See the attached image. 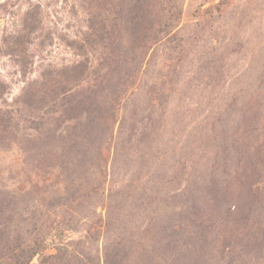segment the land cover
Wrapping results in <instances>:
<instances>
[{
  "label": "rangeland",
  "instance_id": "obj_1",
  "mask_svg": "<svg viewBox=\"0 0 264 264\" xmlns=\"http://www.w3.org/2000/svg\"><path fill=\"white\" fill-rule=\"evenodd\" d=\"M130 1L0 0V264H264V0Z\"/></svg>",
  "mask_w": 264,
  "mask_h": 264
},
{
  "label": "trees",
  "instance_id": "obj_2",
  "mask_svg": "<svg viewBox=\"0 0 264 264\" xmlns=\"http://www.w3.org/2000/svg\"><path fill=\"white\" fill-rule=\"evenodd\" d=\"M130 2L132 3L131 12L133 14V23H134L133 24L134 40L139 41L140 43H144L149 39V37H150L149 33L153 31L152 20L150 19L152 5L149 2V0H131ZM143 17H144V19H143ZM146 20H147V23L144 26L143 22ZM166 27H167V22L160 23V26L158 23V27L155 29V31H153V33H155V35L152 36L151 40L156 42L158 40V35L156 36V33L165 31ZM89 68H90V65L88 63V60L85 58V59H83V61H78L76 63V65H72L68 69H65L64 71H62L60 73L61 80H59V79L58 80H55V79L52 80V84L49 85V88H50L49 92H46V89H45L43 94L39 95V97L37 98L38 104H39L38 109H42V107L45 105V103H46L45 96L46 95L50 96L52 98V100H51L52 102H55L56 99H58L61 96L62 97V99L60 98L61 101H64V103H68L67 101H69L72 104L73 102L69 98V96H71V94L69 92H72L73 96H75V94L77 96H79V94L77 93L76 87L78 85H80L81 80L83 79L82 76L84 74L86 75ZM81 92L84 93L85 91H81ZM91 94H92V92L90 93V95L86 94L84 99L76 101V103L78 105L81 104L83 106H86L85 107L86 110L83 114V117L86 120V121H84V124L87 125L86 126L87 129H90V124L93 122V117L91 116L89 118L90 113L87 112L88 111L87 108H89V107L91 108V106H93V109H94V105H92L94 103V99H92ZM64 103H62V104H64ZM68 104L70 105V103H68ZM54 105H52V106H54ZM68 109H69L68 111L72 112L73 109L75 110V107H69ZM68 111L66 110V112H65V115L67 117H69L67 115L69 113ZM52 113L54 114L52 116V118L54 120L58 121L57 117H60V115L58 116L57 112L54 109L52 110ZM82 113H83V111L78 113V116L75 117V120H78L81 117ZM54 116H56V117H54ZM91 134L87 135L86 137L89 138L91 136ZM86 137L84 139H87ZM75 145L76 144L70 145V147H71L70 151L71 152L77 151V150H75ZM81 150L82 151H80V149H78V151L76 152L75 155L78 156V158H83L82 160H87L86 159V155H87L86 153L89 150L87 148H84V147H82Z\"/></svg>",
  "mask_w": 264,
  "mask_h": 264
}]
</instances>
